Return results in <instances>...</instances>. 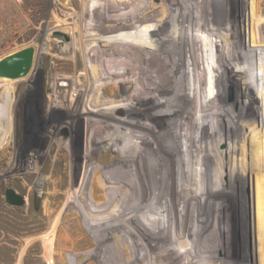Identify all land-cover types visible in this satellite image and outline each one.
I'll return each mask as SVG.
<instances>
[{
    "label": "rangeland",
    "instance_id": "374dc122",
    "mask_svg": "<svg viewBox=\"0 0 264 264\" xmlns=\"http://www.w3.org/2000/svg\"><path fill=\"white\" fill-rule=\"evenodd\" d=\"M94 1L0 0V60L26 48H32L33 51L27 73L0 76V264H104V252L100 253L97 248L104 241V230L107 227L104 226V220L100 219L113 215L116 204L104 207L103 201L96 202L93 199L94 180L100 188L97 193L103 196L105 184L113 187L105 191L113 202L120 198L119 187L122 184L111 182V179L121 174L137 183L134 199L143 203L147 201L140 167L128 168L136 178L128 176L120 168L119 154L114 148L122 149L125 145L131 153L160 152L166 158L167 169L170 172L175 169L172 172L173 182H176L178 173L185 171V162L190 157L196 159L197 151L202 155L204 165L194 166L192 172L195 188L188 185L183 192L195 196L198 194V185L204 183L202 187H207L214 194L206 207L199 200L195 204L199 207L198 213L190 215L193 222L190 233L194 238L189 237L190 233L183 230L185 225L181 224L180 238L172 230L166 232L165 246L150 249L152 258L161 251L167 253L165 247L184 250L196 243L200 250L190 255L193 261L198 259L197 264H264V0H206L221 30H204L210 38L215 39L213 42L206 41L212 53L206 63L216 64L220 74L212 73L211 68L206 69V93L203 91V97L209 104H201V108L211 124L202 118L200 121L204 124H192L191 129L197 132L196 138L192 136V140L187 132L190 126L186 124L185 115L179 112L175 114L180 120L177 130L171 122V116L153 115L150 116L148 129L122 123L128 132H114V136L119 138L116 146L112 142L105 146L101 144L99 146L102 148L91 152L88 151L87 140L91 134L94 135L93 130L99 123L94 122L88 126L84 111L49 107V98L54 94L55 79L70 75L79 83L76 79V58H81V55H76V46H79L80 33H75L79 32L75 27L81 22L86 24L90 21V8ZM156 2L161 3V0ZM197 11L199 18L201 15ZM60 30H69V33H61ZM57 33L63 34L62 37H58ZM198 33L201 35L200 29ZM221 33L223 36H220ZM229 33L234 35L233 53L227 45L226 36L229 38ZM199 38H195L198 43ZM174 41L181 43L184 40L176 36ZM241 44L244 53L239 48ZM98 45L103 47L104 40ZM186 65L189 79L192 75L188 61ZM115 92L114 97L107 95L106 99L122 96L117 90ZM179 101L178 105L185 101L188 110L194 105V111L199 114L197 98L195 102L188 97ZM130 112L133 115L137 113L135 110ZM97 120L101 122L103 118L97 117ZM56 126L58 128L52 135V129ZM181 128L185 129L184 142L180 140ZM94 136L100 139L104 131H98ZM59 139L65 140V149L58 150ZM158 142H162L160 148L156 146ZM230 143L233 146L231 151L228 147ZM214 157H218L216 163H213ZM52 159L58 164L55 169L59 173L56 175V179H59L56 194H60L61 198L57 201L49 197L53 186L50 182L49 187V170H44V167L50 168ZM230 161L233 169L231 178L228 177ZM35 165L41 168L31 170ZM153 167H156L155 163ZM85 175L89 181L83 196L79 191L83 189ZM204 177L210 178L212 184ZM215 177L223 184L219 191V202ZM200 179L204 182H200ZM183 180L189 182L188 177ZM228 180L234 184H231V190ZM39 183H42V188ZM7 188H14L22 194L26 199L25 205L9 204L5 196ZM70 190L84 197L86 208L99 210V213L91 216L94 219L92 224H89V219L84 221L82 218L83 222L74 220L82 224L74 249L56 237L55 248L47 253L46 246L51 238L55 218L58 214L70 211L69 208L65 209L67 202L73 200L68 195ZM36 198L40 200L38 209L35 207ZM213 202L217 203L214 211ZM201 206L204 208L202 211ZM152 210L163 212L159 205L152 207ZM49 211H52L50 216ZM60 221L66 229L63 221ZM108 224L113 225V222L105 223ZM137 232L141 234V231ZM116 233L113 232L109 242L119 238ZM124 233L125 230H122L132 256L142 258L145 253L142 246H136L135 241ZM149 243L155 246L153 240ZM116 257L117 252L110 253L107 258L110 261L116 259L115 264L125 261L126 255L122 248L118 251V259ZM161 263L156 260L155 264ZM163 263L168 262L165 260Z\"/></svg>",
    "mask_w": 264,
    "mask_h": 264
},
{
    "label": "bare ground",
    "instance_id": "6f19581e",
    "mask_svg": "<svg viewBox=\"0 0 264 264\" xmlns=\"http://www.w3.org/2000/svg\"><path fill=\"white\" fill-rule=\"evenodd\" d=\"M158 3L156 0H95L90 8V21L86 24L81 22L75 27L79 29V32L75 33H80L79 46H76V55H81V58H76V73H78L76 79L79 80V83L70 75L55 79L54 94L49 98V107L68 109L74 112L84 111L88 126L94 122L99 123L93 131L95 133L104 131V136L96 139L95 133L94 135L91 134L87 140L89 143L88 151L94 152L102 148L99 145L104 144L105 146L110 142L116 146L119 138L114 136V132H128L123 126L125 124L126 126H134L135 124L141 129L144 127L148 129L150 116L153 115L171 116L173 120L171 122L175 129L177 123L180 122L179 117H176L175 114L179 112L180 115H185L186 124L190 126L187 132L191 138L192 136L193 138L197 137V132L191 129L192 124H204L200 121L201 118L211 124V120L206 119L207 116L204 114L201 104H209L203 97V91L206 93V69L211 68L212 73L220 74V68L217 69L216 64L209 65L206 63L208 58L212 57L209 49L211 46L209 47L206 41L213 42L215 39L210 38V35H207L204 30L211 31V29H215L221 31L218 28L215 16L213 17L212 11L207 7L206 0H161V3ZM193 4L194 6H192ZM197 10L201 15L199 18ZM155 24H158V26ZM197 27L202 32L200 35L198 31L199 43L196 42L198 39L195 40L199 37ZM59 32L69 33V30L63 32L60 30ZM56 35L61 38L63 34L57 33ZM176 36L184 40L181 42L182 44L179 41H174ZM220 36H223L222 33ZM233 37L232 33L229 38L226 36L231 53L235 50L232 48ZM103 40L104 46H99L98 44L102 43ZM242 45L239 48L244 53ZM100 48L104 50H100ZM251 50L253 51V48ZM255 57H257L256 53ZM187 61L192 75L189 79L188 70H186ZM116 90L122 94L121 97L106 99L107 95L114 97ZM187 97L192 98L194 102L197 98V104H199L198 115L196 110L194 111L196 109L194 105L190 110L186 108L187 105L185 107V101L182 102V105H178L180 99L186 100ZM131 110H135L137 113L133 115L130 112ZM97 117H102L103 121H95ZM143 117L145 118L143 119ZM144 120L148 123L143 122ZM122 123L124 124L122 125ZM57 128L56 126L52 129V135L55 134ZM180 131V140L184 142L186 140L185 129L181 128ZM201 138L203 137L201 136ZM203 139L208 140V138ZM58 142V150L65 149L63 147L65 140L59 139ZM158 143L156 146L160 148L162 142ZM228 147L231 151L230 148L233 146L231 144ZM180 148L183 150V147ZM215 149L214 151L218 153V149ZM114 151L119 154V164L120 168L123 169L122 172H125L128 176L131 175L136 178L135 174L128 170L129 167H140L142 185L147 201L143 203L136 198L134 199V191L138 188L137 183L121 174L116 176L117 179H111V182L118 181L122 184L119 187L120 198L113 202L105 193L107 189L113 187L105 184L103 196L97 193L100 188L96 186V180H94L93 199L96 202L103 201L104 207L116 204V211L113 215L100 219L101 221L104 220V226L107 227V230H104V241L97 248L100 253L104 252V264H115L116 259L110 261L107 257L110 253L117 252L116 258L118 259L120 248L123 249L126 259L125 261H119L117 264H155L156 260L161 261V264H165L163 263L165 260L168 262L167 264H197L198 259L193 261L194 258L190 255L199 252L200 248L196 246V243L184 250L165 247L164 250L167 253L161 251L156 253L154 258L150 254V249L165 246L166 232H170V230L175 232L177 238H180L182 233L181 224L185 225L183 230L188 231L189 234L193 227L190 215L198 213L199 207L196 206L198 201L200 200L203 207H206L209 199L212 200L213 191L210 192L207 187H202L204 183L198 185V194L195 196L183 192L188 185L194 186L195 176L192 169L194 166L200 165L201 167L204 165L202 155L195 151L196 159L192 160L190 157L185 162L184 172L179 174L177 169L178 176L176 182H173L172 176L174 173L172 172H175V169L171 172L167 169L166 158L161 156L160 152L156 154H139L137 151L131 153L127 150L126 145L122 149L114 148ZM217 160L218 157H214L213 163H216ZM154 163L156 164L155 168L153 167ZM49 165V169L44 167L45 171L49 170L47 172L51 178L49 187L50 182L53 186V192L50 193L49 197L57 201L58 198H61L60 194H56L59 185V179H56V175L59 173L55 169L58 164L55 159H52ZM231 167L232 162L230 161L228 175L233 172ZM39 168L41 167L35 165L32 166L31 170L35 169L37 171ZM98 172L99 169L96 170V174ZM215 174H218V172ZM184 177L189 178L188 183L183 180ZM228 177L231 178V175ZM203 179L212 184L210 178L204 177ZM88 181L89 179H86L85 175L83 189L79 191V193H83V196ZM199 181L204 182L201 179ZM228 182L231 190L233 182L231 184L229 180ZM39 185L42 188V183H39ZM61 185H64L63 182H61ZM222 186L220 179L216 178L215 189L218 190L216 195L218 202L221 195L219 191L222 190ZM181 192L183 193L180 194ZM68 195L73 200L70 199L67 202L65 209L69 208L70 211H65L61 215L58 214L55 218V223L50 232L51 238L46 246L47 253H51L52 249L55 248L56 237L59 238L60 242H65L67 247L74 249V245L78 243L80 226L82 227V224L74 220L79 219L83 222L82 218H84V221L89 219V224H92L94 219L91 216H94V213H99V210L86 208V201L80 194L77 196L70 190ZM112 195L115 196L116 193H112ZM157 205L161 206L163 212H153L152 207ZM216 205L217 203L213 202V211ZM74 206L76 209H73ZM133 209H135V212H133ZM202 209L204 208L201 206V211ZM183 211L186 218L184 221L182 220ZM48 214L49 216L52 215V211H49ZM101 214L102 212H100ZM60 220L63 221L66 229L61 226ZM107 221L113 222V225H105ZM122 230H125L124 234L135 241L136 246H142L145 251L142 258L138 255L136 257L132 256L128 244H125ZM137 230L141 231V234ZM113 232H117L119 238L109 242L108 240L112 238ZM189 237H192L191 233ZM150 240L155 242V246L154 243H149ZM177 240L179 241V239Z\"/></svg>",
    "mask_w": 264,
    "mask_h": 264
},
{
    "label": "water",
    "instance_id": "95a60500",
    "mask_svg": "<svg viewBox=\"0 0 264 264\" xmlns=\"http://www.w3.org/2000/svg\"><path fill=\"white\" fill-rule=\"evenodd\" d=\"M33 58L32 48H26L21 51L9 54L0 60V76L12 75L20 76L29 70ZM6 201L14 206H23L26 199L22 194H19L14 188H7L5 192ZM39 199L35 200V207H39Z\"/></svg>",
    "mask_w": 264,
    "mask_h": 264
},
{
    "label": "flooded vegetation",
    "instance_id": "af4514ba",
    "mask_svg": "<svg viewBox=\"0 0 264 264\" xmlns=\"http://www.w3.org/2000/svg\"><path fill=\"white\" fill-rule=\"evenodd\" d=\"M2 99V97L0 96V100ZM0 120H1V118H0ZM0 125H2V121H0Z\"/></svg>",
    "mask_w": 264,
    "mask_h": 264
}]
</instances>
